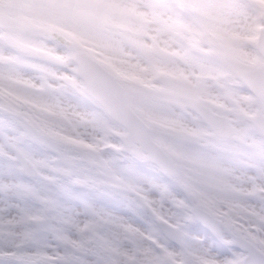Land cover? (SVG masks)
Here are the masks:
<instances>
[{
  "label": "rangeland",
  "instance_id": "obj_1",
  "mask_svg": "<svg viewBox=\"0 0 264 264\" xmlns=\"http://www.w3.org/2000/svg\"><path fill=\"white\" fill-rule=\"evenodd\" d=\"M262 25L264 0H0V264H241L236 237L264 253V146L247 125L264 98L238 83L262 62ZM78 51L122 85L176 174L118 139L82 88ZM193 103L221 108L233 135L199 124ZM196 206L223 223L216 236Z\"/></svg>",
  "mask_w": 264,
  "mask_h": 264
},
{
  "label": "water",
  "instance_id": "obj_2",
  "mask_svg": "<svg viewBox=\"0 0 264 264\" xmlns=\"http://www.w3.org/2000/svg\"><path fill=\"white\" fill-rule=\"evenodd\" d=\"M207 40L215 45L214 37L207 31L204 32ZM256 47L264 59V26L260 29ZM154 54L159 58H164L166 53L163 50L155 49ZM74 61L79 66L80 76L83 81L84 90L101 103L104 110L117 123L126 129V133L119 135L121 142L133 149V154L140 155L142 152L154 164L159 166L165 173L173 175L175 173L173 164L163 149L155 143L149 134V127L133 112L127 104L122 86L107 70L88 54L78 51L74 54ZM242 79L249 90L258 98L264 97V62L243 73ZM193 110L197 111L208 126L220 137H228L232 131L227 118H224L208 108L201 105H194ZM217 112H221L217 109ZM256 126L264 133V119L262 116L254 118ZM21 170L27 176L34 175V169L26 160H22ZM57 173L67 175L64 169L57 168ZM197 220L208 229L216 232L220 223L201 208H195ZM163 233L176 245L182 246V234L180 229L172 227L166 223H160ZM238 246L247 251L244 264H264V254L254 248L250 243L238 238Z\"/></svg>",
  "mask_w": 264,
  "mask_h": 264
},
{
  "label": "flooded vegetation",
  "instance_id": "obj_3",
  "mask_svg": "<svg viewBox=\"0 0 264 264\" xmlns=\"http://www.w3.org/2000/svg\"><path fill=\"white\" fill-rule=\"evenodd\" d=\"M190 108H191V105H190Z\"/></svg>",
  "mask_w": 264,
  "mask_h": 264
}]
</instances>
